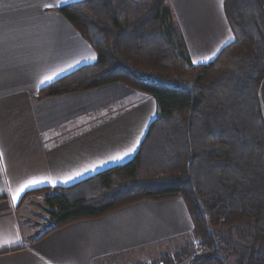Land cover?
<instances>
[{"label": "trees", "instance_id": "obj_1", "mask_svg": "<svg viewBox=\"0 0 264 264\" xmlns=\"http://www.w3.org/2000/svg\"><path fill=\"white\" fill-rule=\"evenodd\" d=\"M60 13L97 61L40 98L121 83L151 95L157 117L132 161L68 188L45 189L48 228L38 239L143 201L182 198L202 250L188 244L153 264H264V0L225 1L236 38L200 65L168 0H83ZM222 229H238L247 240L231 245L213 233Z\"/></svg>", "mask_w": 264, "mask_h": 264}, {"label": "crops", "instance_id": "obj_2", "mask_svg": "<svg viewBox=\"0 0 264 264\" xmlns=\"http://www.w3.org/2000/svg\"><path fill=\"white\" fill-rule=\"evenodd\" d=\"M81 1L0 0V264H103L144 249L179 251L195 238L182 198L143 201L42 239V222L28 219L27 202L45 201V189L68 188L132 161L157 117L151 95L121 83L40 98L97 61L60 13ZM225 1L168 0L195 65L212 62L236 38ZM34 180L42 182L24 188Z\"/></svg>", "mask_w": 264, "mask_h": 264}, {"label": "rangeland", "instance_id": "obj_3", "mask_svg": "<svg viewBox=\"0 0 264 264\" xmlns=\"http://www.w3.org/2000/svg\"><path fill=\"white\" fill-rule=\"evenodd\" d=\"M130 41H126V43H123V46L132 48V45L130 47ZM167 73V72H163ZM26 206L28 207V219L33 222H42L40 224V230L41 232L48 228L47 224V211H46V203L41 198L35 197L31 198ZM22 212V211H21ZM24 213H21V216H23ZM24 218V217H23ZM213 233L216 236H219L223 240L229 241L231 245H242L246 242L247 237L243 233L240 232L238 229H232V230H225L222 229L219 232H216L213 230ZM190 244L192 247V250H202V246L199 244V240L194 238V240H190ZM189 244V245H190ZM178 253L177 250H173L171 253H165V249L163 248H152V249H144L141 251H136L134 253H127L123 255H118L112 258H109L106 262L103 264H153L160 261V259L165 255H176ZM234 259V258H233ZM177 264H189L188 260L183 262H177Z\"/></svg>", "mask_w": 264, "mask_h": 264}, {"label": "snow or ice", "instance_id": "obj_4", "mask_svg": "<svg viewBox=\"0 0 264 264\" xmlns=\"http://www.w3.org/2000/svg\"><path fill=\"white\" fill-rule=\"evenodd\" d=\"M69 2V0H60V5L59 6H63L64 4H67ZM45 7H47V8H50V7H53V5H45ZM94 58V57H93ZM49 80H51L52 78L51 77H49L48 78ZM132 151H135V147H133L132 149H130L128 152H125L124 154H123V156H127V155H130V153L132 152ZM123 156H115V157H113L112 158V160L115 162V161H118V160H121V159H123ZM102 166V165H101ZM92 170H95V169H92ZM42 181H29L28 182V184H26L25 186H24V188H27V187H30V186H36L37 184H39V183H41ZM49 182H51V181H49ZM23 189H21V191H22ZM16 197H14V199H15Z\"/></svg>", "mask_w": 264, "mask_h": 264}, {"label": "water", "instance_id": "obj_5", "mask_svg": "<svg viewBox=\"0 0 264 264\" xmlns=\"http://www.w3.org/2000/svg\"><path fill=\"white\" fill-rule=\"evenodd\" d=\"M263 93H264V80L261 84L260 91H259V101L261 105L263 120H264V103H263Z\"/></svg>", "mask_w": 264, "mask_h": 264}, {"label": "built area", "instance_id": "obj_6", "mask_svg": "<svg viewBox=\"0 0 264 264\" xmlns=\"http://www.w3.org/2000/svg\"><path fill=\"white\" fill-rule=\"evenodd\" d=\"M173 264H177V262L173 263Z\"/></svg>", "mask_w": 264, "mask_h": 264}]
</instances>
